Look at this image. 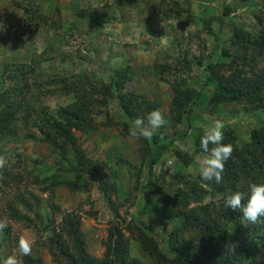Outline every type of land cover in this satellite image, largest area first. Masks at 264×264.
<instances>
[{"label":"rangeland","instance_id":"1","mask_svg":"<svg viewBox=\"0 0 264 264\" xmlns=\"http://www.w3.org/2000/svg\"><path fill=\"white\" fill-rule=\"evenodd\" d=\"M228 3L232 5L231 12L220 24L219 16ZM256 7L252 0H0V94L14 92L23 82L30 108L27 111L57 118L60 109L76 101L74 78L89 74L98 83L111 85L115 73L125 68V79H130L123 85L122 94L133 93L137 103L144 99L153 103V110L165 117L164 125L154 133L158 143L150 139L144 145L142 138L130 135L134 120L112 97L105 107L94 106L95 128L86 133L74 132L76 144L86 157L99 163L116 182V217L97 183L86 175L73 178L80 185L75 192L63 186L51 191L46 188L47 182H37L52 174L61 175L62 171H58L54 153L47 145L29 138V131L42 137L40 131L26 130L17 116L13 134L0 139V179L2 171L9 174L6 186L0 189V222L7 225L0 232V259L16 255L20 264H26L18 250V240L23 238L31 245L27 256L38 258L39 264H56L46 246L52 236L46 217L56 219L54 227L58 232L61 215L74 211L82 218L81 229L91 256H103L109 229L119 226L122 219L148 224L159 247L170 254L167 238L178 222L167 221L161 212H142L151 189L144 185L146 170L158 146L164 145L153 166V186L168 191L174 174L180 172L188 178L198 174L204 154L193 151V140L199 130L220 120L224 124L222 131L233 130L238 144L243 145L250 132L264 124V109L247 110L243 104L212 107L209 100L217 83L207 82L205 69L208 62L227 63L220 52L233 26L255 30ZM93 10L107 15L101 27L85 16H77ZM215 35L221 39L219 46ZM260 60L258 67L264 58ZM62 78L68 83L60 82ZM182 83L196 95L187 107L192 108L191 113L185 112L174 124L171 101L174 86L182 87ZM63 87L66 91H61ZM177 135L185 138L178 140ZM147 148L148 155L142 159ZM175 149L191 158V163L183 165ZM53 204L59 207L55 216ZM195 234L190 231L186 237L193 240ZM129 249L130 255L142 264H156L133 238ZM256 256L264 262V246H258Z\"/></svg>","mask_w":264,"mask_h":264},{"label":"trees","instance_id":"2","mask_svg":"<svg viewBox=\"0 0 264 264\" xmlns=\"http://www.w3.org/2000/svg\"><path fill=\"white\" fill-rule=\"evenodd\" d=\"M252 1L257 6L253 11L255 30L251 32L245 30L242 25L233 26L226 46L221 47L220 52L221 57L228 60L227 63L208 62L205 67L208 73L207 82L217 83L209 100L212 107L243 104L247 110L264 109V62L258 67L262 61L260 59L264 58V0ZM231 9L232 5L229 3L223 6L222 15L219 16L220 24L223 17L230 14ZM85 13H77V16H85L99 27L108 20L103 12L93 10ZM220 40L219 36L215 35L217 46ZM126 76L128 73L125 68L118 70L111 85H102L89 74L77 76L78 78H74L76 82H70L78 95L76 101L60 109L57 118L27 111L30 108L25 101L27 87L23 82L17 89L18 92L14 89L12 93L4 91L0 94V139L13 134L15 120L19 118L26 130L40 131L42 137H37L29 131V138L45 143L48 150L54 153L58 171H62L61 175L52 174L37 182H47L49 185L46 188L49 190L63 186L70 192H75L80 185L73 178L78 174L86 175L97 183L106 204L116 217L119 216L118 209L114 207L116 182L99 163L86 157L76 144L74 132L86 133L95 128L94 106L105 107L108 99L112 97L117 98L123 112L133 120L154 109V104L145 99L137 103L133 93L122 94L123 85L130 79H125ZM60 82L68 83L66 78H62ZM184 84L182 83V87L178 84V88L177 85L174 86L175 96L170 108L174 124L181 121L182 114L192 111V108L187 107L196 93L184 87ZM61 91L66 90L63 87ZM203 131L199 130L194 137L195 153L202 152L199 145ZM223 133L222 143L231 144L233 151L224 164L223 179L219 184L202 182L199 173L194 178H188L178 172L171 177L168 191L154 187L153 166L159 160L164 145L158 146L156 155L148 165L144 185L150 186L151 189L146 195L142 212H161L167 221L178 222L168 234L167 248L170 254L159 247L148 224L141 220L129 219L126 222L122 219L119 226L109 229L103 256H91L81 229L82 218L74 211L61 215L57 223L58 232L54 227L56 219L46 217V226L52 228V236L46 246L53 261L56 264H142L130 255L129 240L133 238L156 264H264L256 258L258 246H264V224L245 225L238 209L224 205L227 197L236 191L245 193L241 206L245 205L249 185L264 183V124L253 129L249 140L243 145L238 144V137L233 130L224 129ZM177 138L181 140L185 135H177ZM151 139L158 143L156 135ZM142 142L144 145L148 144L144 138ZM148 152V148L145 149L141 158L145 159ZM174 152L183 165L191 163V158L186 154L177 149ZM2 174L0 189L1 186H6L9 177L7 172L2 171ZM206 200L210 201L204 203ZM51 207L55 216L54 212H59V207L54 204ZM37 217L42 219L41 215ZM190 231L196 233L193 240L186 237ZM126 232L129 235H126ZM24 260L26 264L41 263L38 258L30 256H25Z\"/></svg>","mask_w":264,"mask_h":264},{"label":"clouds","instance_id":"3","mask_svg":"<svg viewBox=\"0 0 264 264\" xmlns=\"http://www.w3.org/2000/svg\"><path fill=\"white\" fill-rule=\"evenodd\" d=\"M165 123V117L159 110H152L143 117H136L130 128V135L136 138L150 140L154 133ZM224 124L215 120L207 125L200 137V149L204 158L198 167V173L202 182H213L219 184L223 177L224 164L232 155V145L224 144ZM213 145V147H209ZM3 161L0 160V165ZM245 193L236 191L227 197L224 205L232 209H238L242 213L241 220L245 225L264 224V183L249 185L247 202L241 206V200ZM7 225L0 222V232ZM18 250L22 256L31 252V245L26 239L18 240ZM0 264H20L16 255H9L0 259Z\"/></svg>","mask_w":264,"mask_h":264}]
</instances>
